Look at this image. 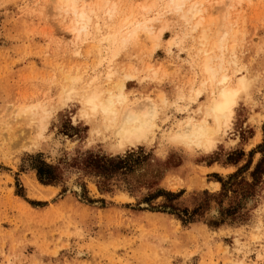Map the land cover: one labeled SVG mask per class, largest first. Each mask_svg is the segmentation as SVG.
Returning <instances> with one entry per match:
<instances>
[{"label":"rangeland","instance_id":"1","mask_svg":"<svg viewBox=\"0 0 264 264\" xmlns=\"http://www.w3.org/2000/svg\"><path fill=\"white\" fill-rule=\"evenodd\" d=\"M108 1L109 8L117 5L113 20L108 7H98L104 0H80L97 10L90 12L89 33L77 39L69 31L73 16L54 11L51 0H0V264H228L232 232L255 219L247 209L241 212L244 202L250 208L264 201V100L238 109L234 130L208 155L173 151L160 160L141 148L129 153L126 174L104 179L85 169L90 158H108L94 154L81 97H65L73 85L69 80L76 79L80 93L88 84L115 92L111 85L122 69L131 72L140 64L144 50L132 44L145 34L123 47L109 39L111 33L132 15L138 21L152 19L153 27L156 19L153 0ZM199 1L209 33L230 25L240 62L253 73L264 70V0ZM170 14L171 22H160L166 27L162 34L153 28L151 40L160 47L150 64L195 87L201 80L199 67L189 74L182 61L202 48L201 30H191L179 14ZM125 83L129 101L151 99L146 92L152 85ZM36 105L48 113H41L48 116L42 136L35 133L39 117L24 113ZM29 146L32 153L22 151ZM50 153L54 155L46 162ZM35 158L50 166L59 161L65 176L83 169L92 182L82 195L66 196L57 187L60 181L39 182L32 168ZM133 172L147 174L149 195L134 193L125 183ZM210 204L220 209V216L204 220ZM262 252L254 248L242 258L247 264H264V256L257 260Z\"/></svg>","mask_w":264,"mask_h":264},{"label":"clouds","instance_id":"2","mask_svg":"<svg viewBox=\"0 0 264 264\" xmlns=\"http://www.w3.org/2000/svg\"><path fill=\"white\" fill-rule=\"evenodd\" d=\"M51 6L56 12H60L63 7L61 0H51ZM150 7L154 10L156 18L154 28L162 34L165 28L160 27V22L163 19L171 22L172 10L187 7V5L177 4L175 0H153ZM231 7L232 5H229V8ZM150 32L151 30L143 38L133 42L132 46L142 47L145 54L140 64L131 69V72L127 68L122 69L119 79L111 85L115 94L105 93L104 95V111L100 112L98 104L93 119V111L87 104L80 109L81 113L86 112V116L82 117L84 123L91 125L89 136L93 138L97 149L94 154L106 156L112 160L127 159L130 152L138 153L143 148L145 154L151 153L153 157L160 160H167L168 155L173 151L187 157L208 155L209 152L204 147L205 143L211 138L219 144L222 142V137H226L234 130L238 109L250 108L258 102L257 98L264 100V70L253 73L248 65L240 62L236 55L232 28L227 23L218 32L209 34L208 39L214 41L211 46L207 50L201 48L195 51L182 63L187 66L189 74L198 67L206 69L209 65L215 66L216 82L221 85L228 84L225 80L227 74L234 97L229 121L232 127L223 125L217 127L215 120L208 119L207 136L194 140L190 135L189 121L196 119L203 122L206 108L222 105L225 96L223 87L216 91L210 90L208 79L203 74L195 87L191 83L177 80L175 73L160 74L161 70L154 69L150 64L151 56L160 47L151 40ZM180 51L189 50L180 49ZM126 81L152 85L146 92V95L151 97L147 106H137L134 100L128 103L123 102L124 96L121 94ZM81 92L89 95L99 94L98 89L90 84L84 85ZM89 147L91 148L92 145ZM22 151L32 153L34 149L29 146ZM51 155L54 154L50 153L45 157L46 162H50ZM53 166L60 169L61 179L57 187L62 188L66 196L82 195L85 186L92 182L90 174L83 169L65 176L59 161ZM146 177L145 172H133L131 178L125 179V183L134 193L147 196L151 193L152 187L146 182ZM251 182L249 180V183ZM260 183L264 184V178H261ZM163 198V196L158 197V199ZM245 209H247L248 217L255 219L254 222L245 223L232 232L233 256L228 264H247L242 258L244 252H251L254 248L264 250V201L250 208L248 202H244L241 212L243 213ZM189 211H192V208H189ZM219 216L220 209L211 204L203 212L204 220L216 219ZM261 256H264V252L257 256V260H260ZM65 264L69 262L65 261ZM253 264L256 262L254 261Z\"/></svg>","mask_w":264,"mask_h":264},{"label":"bare ground","instance_id":"3","mask_svg":"<svg viewBox=\"0 0 264 264\" xmlns=\"http://www.w3.org/2000/svg\"><path fill=\"white\" fill-rule=\"evenodd\" d=\"M104 1H105L104 4L102 6H98V7H101L102 9L107 8L109 1L108 0H104ZM239 1H241V0H239ZM61 3L63 5L61 12H63L64 14H67L68 16L69 15L73 16V26L70 28L69 31L71 33H74L77 36L76 37L77 39L88 34L90 29L92 28V25H93L92 24L93 16L90 15V12H95L97 9L95 10L92 7L85 6L84 4L80 3V0H61ZM175 3L181 4V5H183V4L187 5V7L176 8V9L172 10V12L179 14L180 18L183 20V22L186 25H188L191 28V30H194V31H197L199 29L201 30V33L199 36V40H200L199 44L204 50H207L211 46L212 43L209 42L208 37H209L210 33H209L208 29L205 27V24H208L209 21L206 20L205 16H204L205 8L203 5V2L199 1V0H175ZM140 8L144 11H148L150 9L146 6H142ZM106 12L108 13L110 19H112L113 16H116V14H117V5L112 4V6L109 9H107ZM131 17H128V18L121 21V25L118 27V29L114 30L111 33V35L109 37L110 40H112L115 43L120 42V44H122L124 47L126 44H129V42H131L132 40L137 39L141 33L146 35L149 32V30H151L150 38H152L151 36L153 34V28H154L152 26V23H153L152 19H146L143 21H138L137 19H132ZM232 34H233V38H234L235 34L233 33V30H232ZM154 36H156V35H154ZM199 71L201 74H203L204 76L207 77L208 88L210 90L216 91L218 88L223 87V90L225 92V96H224V103L222 105H218L214 108L208 107L205 109V117H204L203 122L197 121L196 119H192L189 121V124L191 127L190 135H191V138L194 140H197V139H200L202 137L207 136V127H208L207 126V120L208 119L215 120L217 122V127H220L222 125L230 127L229 121L231 120V105H232V102L234 99L232 92H231V88L229 86L231 81H230L229 77L227 76V74L225 75V80L228 82V84L227 85H221V84L216 82L217 73H216L215 66L209 65L206 69L203 67H199ZM107 79H108V77H107ZM66 81H67V79H66ZM69 81H71L73 85L71 87H69L68 89H66L65 97L66 96H70V97L80 96L82 107H84L85 104H87L92 109L93 119L95 118L98 104H99L100 112L104 111V108H105L104 95H105V93L115 94V92H113V91L100 90L97 87H95V88L98 89V92H99L98 95L95 93L92 95H89L87 93L82 94V93L78 92L76 87H75L76 85L74 83L76 82V79H71ZM98 82H99V80H98ZM91 83H93V81ZM121 95L124 96L123 102L128 103L129 102V98H128L129 95L127 96V94H126V83L125 82H124V86H123V93ZM73 98H75V97H73ZM148 101L149 100H145V101L135 102V103L137 106H147ZM28 111L32 114L33 117H39L38 124H37V126H35V133L38 136H42V134L45 132V130L47 128V124H48V120H47L48 116H42L41 115V113L48 114L46 107L42 106V105L41 106L40 105L32 106V107L26 108L24 113H26ZM83 116H86V112L83 113ZM216 145H217V143H215L213 139L209 138L207 140V142L205 143L204 147L208 150V152H211L212 150H214ZM217 185H219V184H217Z\"/></svg>","mask_w":264,"mask_h":264},{"label":"trees","instance_id":"4","mask_svg":"<svg viewBox=\"0 0 264 264\" xmlns=\"http://www.w3.org/2000/svg\"><path fill=\"white\" fill-rule=\"evenodd\" d=\"M35 163L36 164L33 165L32 168L37 171L38 180L41 184L56 185L59 183L61 176L57 167H53L43 161H39L38 158H35ZM84 166L85 169L93 172L95 175L102 176L104 179L114 177L116 174L123 175L131 170L129 157H127V159L117 158L115 160L90 158L85 162ZM168 195L175 196L172 193H168ZM177 216L183 221L185 220L181 215L177 214ZM192 216L189 217V220H192Z\"/></svg>","mask_w":264,"mask_h":264}]
</instances>
